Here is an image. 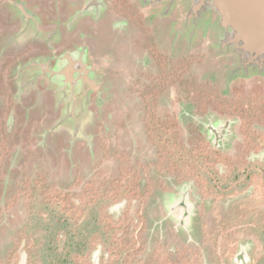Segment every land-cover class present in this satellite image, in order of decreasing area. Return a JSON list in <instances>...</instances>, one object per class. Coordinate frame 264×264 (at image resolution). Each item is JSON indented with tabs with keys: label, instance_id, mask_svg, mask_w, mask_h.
<instances>
[{
	"label": "flooded vegetation",
	"instance_id": "obj_1",
	"mask_svg": "<svg viewBox=\"0 0 264 264\" xmlns=\"http://www.w3.org/2000/svg\"><path fill=\"white\" fill-rule=\"evenodd\" d=\"M102 16V19L94 20L92 23L89 20H84V24L81 26L86 31L83 33L88 36L92 35L87 32L97 31L94 42H89L92 60L97 64L112 62V67H106V74L102 73L101 75V79L103 78L105 81L114 82L121 79V70L125 68L128 70L129 83L141 84L142 88L137 91L139 99H142L143 103L141 107L145 120L143 134L148 147L151 146L153 149L148 147L146 149L147 153H150V158L147 157L142 161L136 160L131 165L127 161L129 170L117 175H110V179L106 181L104 178L99 181L94 178L84 181L80 173L76 171L72 180L75 184L73 187L60 186L56 181L49 183L44 169L38 167L41 165L38 160L42 156L31 148V146L33 147L31 138H33L36 147L50 148L56 138L67 134L68 129H72L76 133L81 126H59L57 128L36 126L40 123L44 113L58 112L64 103H59L53 97H50L52 100L49 102L46 98L44 99L43 95L46 93L38 84L22 87L16 82L17 78L13 79L10 75L12 91L4 85L0 91V104L2 105L0 153L3 146L1 143L8 144L6 141V132H9L7 126H11V132H15L17 126H26L25 124L20 125L16 120L18 112H23L22 115H25L29 109L33 114L34 122L32 120L33 126L30 127L28 138L23 143L26 151L25 155L21 154V158L24 157V161L20 168L21 175L10 192L12 193L11 201L6 203L8 204L6 207L0 205L1 218L10 209L17 208L19 202H23L19 208V213L23 218L19 234L17 237L11 238V248L6 257L0 259V264H38L40 244L37 238L41 237L42 232L37 228V219L31 218L32 215H37V212H32L33 210L37 211V202L51 205L60 192L59 194L64 198L67 196L66 194H70L71 199L78 204L80 199L84 198V192L102 184L111 186V188L118 186V191L121 193L119 197H114L107 203L106 225L109 228L114 227V229H117L118 226V234L124 233L125 238L131 237V234L134 235V238L140 235L139 239L137 237V241L144 244L142 257L145 264H181L180 260L185 257L184 253H188L191 257L189 262L184 260V264H196L197 257H199L200 264H205V250L208 248L206 245H209V250L215 252L223 264H264V100L260 94L248 92L247 97L240 94V119L236 118L234 112L229 111L234 106L229 96H232L231 91L234 87L240 86L241 92L245 86L244 81L235 80L232 83L231 91L222 93L218 83L187 75L194 62V59H190L191 57L188 58L184 55L173 60L172 57L161 53L156 44H149L144 48L139 46L138 40H136L133 49L122 45V43L118 45L117 40H120L122 35H128V38L133 39L136 31L139 32L140 29L147 36L150 35V29L144 24V15L133 5L131 0H106ZM111 19L122 20L124 28L119 33L121 35L119 39L116 32H112L110 27H107L111 26ZM107 20L109 25L105 23ZM10 22L12 24L13 21L10 19L6 24H10ZM118 46L121 50L119 55L116 48ZM32 49L30 46L19 50L10 45L5 50H0V62L3 57H7L10 62L4 70L5 74H10L12 65L18 66L21 62H28L33 54ZM140 50L142 54L139 61L142 70L136 65L139 61L135 62L133 57L135 51L140 52ZM117 56L127 64H121L118 67L116 65ZM124 56H128V59H124ZM92 60L90 59V61ZM133 64H135V68H132ZM164 65L169 68L166 69ZM200 82L207 84L208 88L213 85L217 87L218 95L225 98L222 102L216 100L222 107L216 108L217 104L213 100L215 97L211 96L210 98L211 91L209 89L203 90L201 93L198 92L200 89H197L195 84ZM166 85L173 87L168 98L174 99V111L176 107L179 113L176 112L172 116L170 119L172 123H167L161 116H155L156 114L153 115L155 123H149L150 106L145 97L147 95L157 97L159 89L167 87ZM28 92L32 97L30 96L26 102L24 97ZM164 92L166 93L167 90ZM102 96L103 98L106 96L103 89ZM100 100L101 98L98 99L96 96L90 98L92 107L89 108V111L92 110L93 114L94 112L100 114V110L97 111L100 108ZM197 100H199L198 108L203 102H208V105L205 108H200L204 111L197 113L199 115H194L192 111L195 109ZM11 110H14L15 119L12 125L7 119ZM35 119H39V122L38 120L36 122ZM86 124L89 126V122ZM145 124L147 126H170L172 130L176 129V126L187 124L188 127L185 130L188 137L185 142L181 143L179 134L177 142L182 146L173 150L175 155L171 159L174 164H172L170 172L165 169L166 158H162L157 153L156 146L150 142L146 135ZM195 127L204 137L205 145L218 152L214 157L209 158L206 168L203 167L207 172L197 168L191 159H187L188 155H185L189 147L194 145L192 130ZM71 140L73 139H70L68 146L73 147L76 140L79 139H75L73 142ZM233 140L239 142L233 144ZM86 141L88 142V139L83 137L78 142L86 147ZM9 145L13 146L14 143ZM40 149L42 150V148ZM65 150L68 152V147ZM43 151L46 154V150L43 149ZM7 153L8 149L3 152L2 156ZM0 167L2 168V161ZM28 168H33L32 175L27 172ZM104 186L101 188L103 189ZM183 187H188V193ZM9 189L10 186L6 184L2 194L6 191L8 193ZM76 190H78L77 195L80 196L71 195L72 191ZM236 190L239 191L234 193ZM151 196L154 201L150 203L148 200ZM123 197L127 198L128 205L133 204L137 207L135 211L130 210L127 206L123 210L121 206H117L116 200ZM234 198L239 203L233 204L234 207L231 208L233 205L228 201ZM245 201L254 203L253 209H247ZM227 207L229 211L224 214ZM208 217L210 218L208 219ZM147 222L150 229L146 225ZM111 232L110 229L109 233L111 234ZM111 237L110 235L108 238ZM108 248L110 249L108 244L98 241L90 251L91 264H101L102 261H106L109 256Z\"/></svg>",
	"mask_w": 264,
	"mask_h": 264
},
{
	"label": "rangeland",
	"instance_id": "obj_2",
	"mask_svg": "<svg viewBox=\"0 0 264 264\" xmlns=\"http://www.w3.org/2000/svg\"><path fill=\"white\" fill-rule=\"evenodd\" d=\"M144 24L147 28L150 29V35L147 36V34L141 31V29L139 30V32L136 31L134 38L128 40L130 49L134 48V44L136 40H138L139 46L144 48L149 44H156L161 53L166 56L172 57L173 60H175L179 56L182 57L185 55L184 50L186 51V49L182 41L176 43L174 47L173 44H171L170 38H168L169 40H166L163 37H160L159 33H157L156 31V28L151 25L149 27V25L146 24V20H144ZM162 38L164 39L163 41ZM178 51H180L181 53L177 54ZM201 51L202 48L200 47L199 42H196L193 44L192 50L190 51L191 55H186L188 58L191 57L190 59H194L190 71H188L187 73L188 76H196L200 79H207L210 80V82L218 83L222 93L223 91L229 93L233 88L232 83L235 80H242L245 82V86L242 88L241 92L240 86L237 88L234 87L233 91H231L232 96H229L232 104L234 105L229 109V111L234 112L236 118L240 119V94L243 97H247L246 95L248 94V92L256 93L258 95L260 94L262 100H264V79L262 77L252 76L249 78H244L240 76L239 73L238 76L227 79L226 69L223 68L222 65H219V60L216 61L212 56H210L209 51ZM139 53L142 54L141 50ZM138 58L139 60H141V57ZM124 59L127 60L128 56H124ZM117 61L118 65L127 64L125 61ZM140 63L141 62L139 61L136 65H138L137 67L142 70ZM8 64H10L9 59L7 57H3L0 62V91H2L3 85L9 87L11 91L13 89L11 85V76L10 74H5L4 71ZM164 67L166 69L169 68L166 65H164ZM132 68H135V64H133ZM127 74L128 70H125L124 68L123 70H121V79H118L117 81H105V79L102 78L101 86L104 91V95L106 96L104 98L103 96L101 97L100 108L97 109V111L100 110L99 115L95 112L93 114L92 110L89 112V126H81V128L77 129L76 133L72 129H68L66 132L67 134H63L59 138H56V141H53L54 144L52 147L44 148L39 146L40 148H42V150L35 146L36 144H34L33 138H31V144L33 145V147L31 146V148L42 156V158L38 160L41 162V165L38 167H42L44 169L49 183L56 181L60 186L73 187L75 186V184H73L72 180L76 174V171L80 173L84 181L90 180L92 178H94L96 181L104 178V181H106L110 179V175H117L120 172L123 173L129 170L127 161L131 165V163L133 164L136 160L142 161L145 158L147 159V157L150 158V153L148 154L146 151L148 145L146 143L145 135L143 134V124L145 123L141 111L143 103L142 99H139L140 97L137 91L142 87L140 86L141 84H136V82L133 84L129 83L130 78ZM166 86L167 87L159 89V94L157 97H152L150 95H147L145 97L148 101L147 104L150 106L148 117L150 119L149 123H155V119L153 120V115L155 114V116H161L167 123H169L170 119H172V116L176 114V112L179 113V110L176 107L174 111V99L168 98V94L169 92L172 93L173 87L168 85ZM165 90H167L166 93L164 92ZM229 97L227 98L229 99ZM162 100H164V102H162ZM213 100L217 104L216 108L222 107L219 104L220 102L218 103L216 101H219L218 98H215ZM207 105L208 102H203L201 107L205 108V106L207 107ZM200 108L195 106L196 110L194 109L192 113L194 115H199L197 113L202 111L200 110ZM1 110L2 105L0 104V114ZM180 110L183 109L180 108ZM185 122L187 123L188 121ZM185 125L176 126V130H178L180 134L181 143L185 142L188 137V134L185 130V128L188 126L187 124ZM30 127L31 126H17L15 128V132H11V126H7V128L9 129V132H6V141L8 142V144L6 142H4L5 144L3 142L1 143L3 144L0 153V162L2 161V168L0 167V205L2 207H6V205H8L6 203L8 201H11L10 195L12 193L10 192H12V190L14 189V183L21 175L20 168L24 161V157L21 158V154L25 155L26 151V148L23 147V143L28 138V131ZM83 137L88 139V142L86 141V147L78 142L82 140ZM69 138L73 139L71 140V142H73L75 139L79 140H76V144L71 147V145L68 146V143L70 142ZM236 142L239 141H232L233 144ZM11 143H14V145L10 146L9 144ZM67 147L68 152H66L65 150ZM148 148L153 150L151 146ZM7 149L8 153L5 156H2L3 152ZM43 149L46 150V154H44ZM45 155L47 156L46 158ZM29 165L30 163L28 164V166ZM27 172L32 175L34 170L33 168H28ZM6 184L10 186V189L8 190V193H6V191L4 194H2L3 187ZM183 188H185V191H187L188 193V187ZM77 191L78 190L72 191V193H74H71V195L80 196L79 194L77 195ZM238 191L239 190H236L234 191V193H237ZM126 199L127 198L125 197L117 199V206H121L122 210L127 206L128 208H130V210L135 211L137 207L133 204L128 205ZM153 201V196H151L148 202L151 203ZM228 202L231 203V205L239 203V201L235 200V198L230 199ZM245 202L247 203V209H253L254 203H251V201ZM21 203L23 204V202H19V206L17 208L10 209L8 212H6V215L0 218L1 260L5 258L7 253L9 252L11 248V238L13 236L17 237V235L19 234V229L23 223V218L19 213ZM233 207L234 205L231 206V208ZM236 210L237 209L235 208L234 211L236 212ZM228 211L229 209L227 207L224 214H227ZM209 218L210 217H208V219ZM146 225L150 229L148 222L146 223ZM17 230L18 233H16ZM249 232L246 233L249 234ZM206 248L207 249L205 250L204 261L205 264H223L220 262L221 259L217 258L216 253L209 250V245H206Z\"/></svg>",
	"mask_w": 264,
	"mask_h": 264
},
{
	"label": "crops",
	"instance_id": "obj_3",
	"mask_svg": "<svg viewBox=\"0 0 264 264\" xmlns=\"http://www.w3.org/2000/svg\"><path fill=\"white\" fill-rule=\"evenodd\" d=\"M0 4V50L10 45L19 50L33 48L28 63L12 78L22 87L41 85L44 99L49 94L64 103L58 112L44 113L36 126H87L82 118L88 112L83 101L101 98V75L112 62L97 64L92 60L89 42H94L97 31L87 32L92 35L88 36L81 26L84 20L92 23L101 19L106 0H0ZM10 19L13 22L6 27ZM111 23L112 30L124 28L122 20L111 19ZM81 48L86 50L87 59L79 52ZM22 113L18 112V123L33 126L32 112L27 109L26 117ZM59 115L62 117L56 123ZM8 122L12 125L15 119Z\"/></svg>",
	"mask_w": 264,
	"mask_h": 264
},
{
	"label": "trees",
	"instance_id": "obj_4",
	"mask_svg": "<svg viewBox=\"0 0 264 264\" xmlns=\"http://www.w3.org/2000/svg\"><path fill=\"white\" fill-rule=\"evenodd\" d=\"M195 87L200 89L199 93L209 89L210 98L213 96L221 102L225 99L218 95V89L214 85L208 88L207 84L200 82L196 83ZM195 103L198 107L199 100ZM171 128L170 126H147L146 124L144 126L145 133L150 142L156 146L157 153L162 158H166L164 165L168 172L174 164L171 159L175 155L173 150L182 146L177 142L178 131ZM192 132L194 133V145L189 147L185 155L189 156L186 155L187 159H191L197 168L207 172L203 167L206 168L209 158L214 157L217 151L205 145V139L198 128L195 127ZM198 185L201 184L198 183ZM118 188V186L111 188L106 184L94 189L90 188L89 191L83 193L84 198L80 199L78 204L71 199L70 194H66L64 198L59 194L60 192L51 205L37 202V211H32L37 212V215H32L31 218L37 219V228L42 232L41 237L37 238L40 244L38 264H91L90 251L98 241L110 247L107 260L102 261L101 264H145L142 257L144 244L137 241L140 235L134 238L131 234V237L125 238L124 233L118 234V226L114 229L106 225L108 218L106 206L112 198L121 195ZM105 227H107L106 230H104ZM110 235L112 237L108 238ZM183 255L185 257L180 260L181 264H184V260L186 262L191 260L188 253ZM196 264H200L199 257L196 258Z\"/></svg>",
	"mask_w": 264,
	"mask_h": 264
},
{
	"label": "water",
	"instance_id": "obj_5",
	"mask_svg": "<svg viewBox=\"0 0 264 264\" xmlns=\"http://www.w3.org/2000/svg\"><path fill=\"white\" fill-rule=\"evenodd\" d=\"M131 2L144 15L146 24L156 28L160 37L166 40L170 38L174 47L176 43L182 41L186 49L185 55L191 54L193 44L199 42L201 52L209 51L210 56L216 61L219 60V65L226 69L227 79L238 76L239 73L244 78L259 76L264 79V0H131ZM108 22L105 21L109 25ZM10 25L11 22L5 24L6 27ZM110 25L107 27L116 32L118 39L121 38L119 33L123 30H112L113 24ZM129 39L131 40L128 35H122L121 41L117 40V44L122 43L129 47ZM117 49L119 55L120 47ZM79 52L87 59L84 48ZM180 53L178 51L177 54ZM135 55L133 54L135 60L141 57V53L136 51ZM117 60L122 61L118 56ZM27 63L13 65L10 75L17 74ZM66 73L69 77V73ZM26 94L24 101L27 102L32 95L29 92ZM46 99L49 102L52 100L49 94ZM83 102L88 112L81 117L87 122L90 118L89 108L92 106L89 98ZM13 115L14 110H11L7 119L12 121ZM61 117L62 115L58 116L56 123ZM57 127L59 126H53Z\"/></svg>",
	"mask_w": 264,
	"mask_h": 264
}]
</instances>
